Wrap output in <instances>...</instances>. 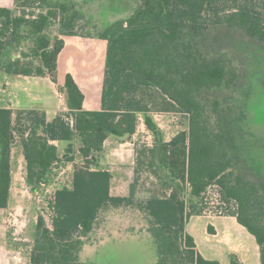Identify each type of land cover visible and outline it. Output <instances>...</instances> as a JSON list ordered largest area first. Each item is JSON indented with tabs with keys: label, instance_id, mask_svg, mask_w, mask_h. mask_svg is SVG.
<instances>
[{
	"label": "trees",
	"instance_id": "obj_1",
	"mask_svg": "<svg viewBox=\"0 0 264 264\" xmlns=\"http://www.w3.org/2000/svg\"><path fill=\"white\" fill-rule=\"evenodd\" d=\"M27 5L15 0L19 9ZM79 5L42 0L37 15L0 7V73L51 76L56 82L64 38L79 35ZM221 27L243 31L264 45V0H142L127 19L109 23L98 34L106 42L101 110H85V94L67 74L63 89L73 123L63 117L48 123L45 114L26 112L29 127L21 132V146L29 184L49 182L62 162L54 141L78 140L82 160L74 165L72 186L55 193L51 227L38 218L32 264H81L84 246L104 213L136 205L151 224L157 264H221L202 256L187 233L192 215L203 211L191 204L188 212L181 189L172 187L169 196L138 204L135 184L129 196L111 194L113 175L98 168L99 157L109 138L136 133L140 115L155 137L151 163L167 167L176 182L190 187L194 199L217 185L223 201L237 204L232 216L255 237L264 264V182L235 173L241 146L230 128L237 118L215 94L238 89L240 75L225 53L202 44L210 31ZM159 105L187 115L188 131L169 142L160 138L151 116ZM15 139L14 111L0 108V209H7L10 201ZM72 152L69 144L66 163L75 162ZM231 264L240 262L233 259Z\"/></svg>",
	"mask_w": 264,
	"mask_h": 264
},
{
	"label": "rangeland",
	"instance_id": "obj_2",
	"mask_svg": "<svg viewBox=\"0 0 264 264\" xmlns=\"http://www.w3.org/2000/svg\"><path fill=\"white\" fill-rule=\"evenodd\" d=\"M26 1L29 5L24 9L15 6L14 10L17 13L26 11L35 15L42 11L40 7L42 0ZM56 1L79 2L83 14L78 28L79 35L64 38L68 48L60 56L57 80L61 82L64 79L65 70H72L83 76L81 77L83 82L80 84L87 95L89 91L91 96L92 93L101 94L104 81L102 70L105 67L103 44L106 42L101 41L98 34L109 23L127 19L140 7L142 0H91L87 4L84 0H54ZM20 6L22 2L19 3ZM58 28V25L55 26L52 32L56 34ZM202 44L225 53L240 75L238 89L215 94L225 101L224 108L231 107L234 110L233 116L237 118L230 128L233 129L237 145L241 146L234 168L235 173L242 174L253 182L262 183L264 182V45L247 36L243 31L227 27L210 31ZM27 46L26 44L25 48ZM81 50L84 51L83 57L78 53ZM95 53L98 54L94 58ZM70 60L75 64L82 60L87 66L92 65L93 72L82 74L79 64L70 66ZM60 99L65 104L64 97L60 96ZM153 110L151 116L160 129V138L163 140L169 142L178 133L188 131L187 115L178 111H163L161 105ZM26 117L22 116L19 119L17 114L14 120L16 139L12 151L13 193L9 209L0 211V248L6 245V242L9 243L10 250L17 252L19 259L15 260L19 264H23L33 250L38 218L44 217L47 225L51 227L53 214L51 202L57 190L72 186L74 174V166L66 163L67 147L60 155L62 162L52 172L49 182L41 185L28 183L27 165L21 146V132L29 127ZM111 139L108 142V153L106 154L104 150L99 157L98 168L108 170L114 176V194L129 196L130 187L135 184V201L138 204L153 196H169L172 187L181 189L188 212L191 204L198 208L202 207V214L192 215L194 219H191L187 225V231L195 237L200 253L210 255L208 245L212 234L211 230L208 232V226L213 222L204 215L212 211L216 216H229L236 212L237 204L223 201L217 185L208 187L200 199H194L190 187L176 182L167 167L159 162L155 165L151 163L150 152L155 144V137L147 129L142 115L139 116L138 129L132 137L122 139L111 137ZM70 144L73 145V152L69 156L80 158V142L75 140ZM4 227L8 231V237L5 235ZM150 229L151 224L146 214L139 210L137 205L110 209L100 218L84 246L81 264H157V243ZM26 262L29 264V260Z\"/></svg>",
	"mask_w": 264,
	"mask_h": 264
},
{
	"label": "crops",
	"instance_id": "obj_3",
	"mask_svg": "<svg viewBox=\"0 0 264 264\" xmlns=\"http://www.w3.org/2000/svg\"><path fill=\"white\" fill-rule=\"evenodd\" d=\"M0 7L14 8L15 0H0ZM103 47H104L103 48V52H104L103 62H104L105 53H106L105 52L106 44H103ZM67 48H68V43L66 42L64 51H66ZM75 51H79V50H75ZM78 53H80V55L83 57V53H84L83 50H81ZM97 54L98 53L94 54V58L97 57ZM73 64H75L74 61L70 60L69 65L72 66ZM77 64H79L78 66L79 68H81L80 71L82 74L90 73V71L93 72L92 69L94 68L92 65L89 64V66H87V64L82 60L80 62H76L75 65ZM59 67H60V58H59ZM102 71L104 73V69ZM67 74H71L74 77L77 84L84 92L85 110L88 111L101 110V94L99 93L98 95H95V93L93 94L91 91L93 95L91 96L89 95L90 94L89 91L87 95V93L83 90V87L80 84V82H83V79L81 78L83 76L79 73L78 74L75 73L72 70H68V71L65 70L64 79L61 82L58 80L54 82L51 76H47V77L7 76L0 73V108H8L13 110L14 120L17 114L19 115L20 113H22L21 115L22 117V116H26V112L28 111H38L40 113L45 114L46 121L48 123L54 121L57 117H63L67 121L73 123L72 117L70 115V111L67 106V95L65 90L63 89L65 76ZM60 96L64 97L65 104L62 103ZM109 140L112 139L109 138L104 145V150L106 154L108 153L107 147ZM52 143L58 147V151L60 155H62L65 152V149L70 144L69 142H64V141H54ZM81 162H82L81 158H78L75 159V162L71 163V165L69 166H74L75 164ZM114 180L115 178L113 176V180L111 183V194L113 196H118L117 194H114V190H113ZM13 186H14V176L10 191V201L8 208L0 209V211H7L9 209L12 199ZM121 196H125V195H121ZM204 217L206 219H211V221L213 222L208 226V232L209 230H211V234L213 237L211 236V238H209L210 240L208 245V249H209L208 252L210 255L208 254L202 255L200 253L202 256L210 260H217L221 264H231L233 259L239 261L240 264H261L260 247L256 242L255 237L251 235L246 228H244L242 225L238 223L236 217L232 215L229 216L204 215ZM191 219H194V217L193 218L191 217L190 220ZM189 222L187 223V225L189 224ZM4 231H5V235L8 237L9 234L8 231H6L5 227H4ZM186 231H187V226H186ZM225 251H227V253ZM15 259H19L17 258V252H13L12 250H10L9 243L6 242V245H3L0 248V264H19ZM23 260H25L24 257ZM26 260H29V264H32L30 262L29 256L26 257ZM26 260L24 261L23 264H28Z\"/></svg>",
	"mask_w": 264,
	"mask_h": 264
},
{
	"label": "built area",
	"instance_id": "obj_4",
	"mask_svg": "<svg viewBox=\"0 0 264 264\" xmlns=\"http://www.w3.org/2000/svg\"><path fill=\"white\" fill-rule=\"evenodd\" d=\"M218 188H219V187H218ZM206 214L209 215V216H216V215H213V214H212V211H209V212H207Z\"/></svg>",
	"mask_w": 264,
	"mask_h": 264
}]
</instances>
